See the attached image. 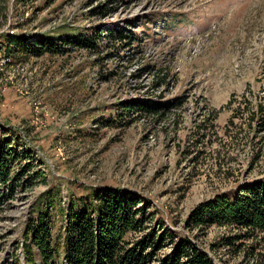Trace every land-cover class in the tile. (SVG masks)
Masks as SVG:
<instances>
[{
	"label": "rangeland",
	"instance_id": "obj_1",
	"mask_svg": "<svg viewBox=\"0 0 264 264\" xmlns=\"http://www.w3.org/2000/svg\"><path fill=\"white\" fill-rule=\"evenodd\" d=\"M92 33L95 46L68 43ZM6 36L67 44L0 53V141L19 158L10 176L21 164L31 176L0 204V264L23 261L25 220L52 187L65 207L85 188L133 192L147 227L215 264H264L261 239L218 245L236 230L186 228L198 204L264 176V0H0ZM153 99L169 108L129 107Z\"/></svg>",
	"mask_w": 264,
	"mask_h": 264
},
{
	"label": "trees",
	"instance_id": "obj_2",
	"mask_svg": "<svg viewBox=\"0 0 264 264\" xmlns=\"http://www.w3.org/2000/svg\"><path fill=\"white\" fill-rule=\"evenodd\" d=\"M92 34H80L68 43L95 46L101 33ZM133 35L120 33L117 37L120 44L130 45L136 38ZM6 37L0 42V53L5 57L12 53L39 56L44 52H62L59 45L67 44L44 38ZM169 103L153 99L131 102L129 107L161 113L169 108ZM9 144L7 140L0 141V204L12 198L18 186L31 180L27 165L22 164L19 173L10 176L11 162L19 158L16 154L11 157ZM52 188L37 198L25 220L22 244L17 243L24 258L18 264H215L206 250L187 237L177 238L167 229L147 227L152 215L146 213L142 199L133 192L112 187L85 188L87 193L70 198L65 207ZM232 193H220L198 204L188 216L186 228L215 225L236 230L222 237L218 245L230 246L252 238L264 243V176ZM55 207L61 216L58 232H54L51 213ZM168 244L170 249L161 253Z\"/></svg>",
	"mask_w": 264,
	"mask_h": 264
}]
</instances>
